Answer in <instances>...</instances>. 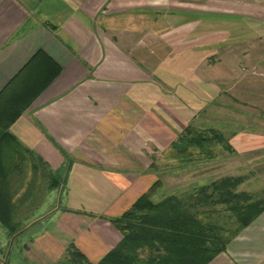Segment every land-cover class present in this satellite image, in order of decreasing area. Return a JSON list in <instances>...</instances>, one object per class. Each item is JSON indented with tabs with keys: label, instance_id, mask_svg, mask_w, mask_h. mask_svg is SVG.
Instances as JSON below:
<instances>
[{
	"label": "crops",
	"instance_id": "1",
	"mask_svg": "<svg viewBox=\"0 0 264 264\" xmlns=\"http://www.w3.org/2000/svg\"><path fill=\"white\" fill-rule=\"evenodd\" d=\"M215 2L0 0V248L12 225L53 264H97L123 239L112 218L147 192L181 194L156 196L170 147L211 101ZM229 140L264 151V135ZM209 264H264V211Z\"/></svg>",
	"mask_w": 264,
	"mask_h": 264
},
{
	"label": "rangeland",
	"instance_id": "2",
	"mask_svg": "<svg viewBox=\"0 0 264 264\" xmlns=\"http://www.w3.org/2000/svg\"><path fill=\"white\" fill-rule=\"evenodd\" d=\"M213 1L217 2L212 8L219 7L218 3L223 2L225 11H217L212 15L215 16L212 17L215 18L214 23L204 25L210 29V33H215L216 46L207 49L206 66L201 67L208 84L204 90L211 101L199 111L201 114L197 117L201 119L197 127L201 131L211 128L223 131L226 138L230 133L241 130L264 135V0ZM199 12L201 20L208 15L207 10ZM200 32L201 36L204 35L205 29ZM222 36L226 38L224 41L219 40ZM195 107L201 108L197 104ZM206 148L205 152L209 154L195 147L190 160H184L172 152L173 155L167 158L178 161L177 166L162 170L167 172L168 177L164 178L162 190L157 189L156 196L161 191H178L182 194L193 190L197 192L204 187L209 188L206 191L210 194L213 182L232 177L240 180L235 187H227L228 193H245L253 201L264 200V151L237 155L234 150L221 146ZM211 154L219 155L216 161H212L215 157H209L213 156ZM208 159L212 161L210 165L202 163ZM208 208L214 210V221L221 226L232 229L238 225L227 203L211 202ZM20 230L9 233L10 238L17 242L0 248V262L53 264L35 248L23 246L22 241L27 233ZM0 238L4 239V236ZM81 264L91 263L85 260Z\"/></svg>",
	"mask_w": 264,
	"mask_h": 264
},
{
	"label": "trees",
	"instance_id": "3",
	"mask_svg": "<svg viewBox=\"0 0 264 264\" xmlns=\"http://www.w3.org/2000/svg\"><path fill=\"white\" fill-rule=\"evenodd\" d=\"M5 134L0 130V140ZM226 137L223 131L212 128L201 131L189 126L170 149L184 160L191 159L195 147L207 154L206 147L234 150ZM239 180L232 177L217 180L210 194L207 187L197 192L171 194L161 200H154L149 192L143 194L130 210L111 219L121 228L123 239L97 264H209L226 249L232 237L264 211V200L253 201L245 193L227 192V187H235ZM54 186L50 184L51 188ZM211 202L227 203L238 225L227 229L215 222L214 210L208 208ZM9 228L15 232V227Z\"/></svg>",
	"mask_w": 264,
	"mask_h": 264
},
{
	"label": "flooded vegetation",
	"instance_id": "4",
	"mask_svg": "<svg viewBox=\"0 0 264 264\" xmlns=\"http://www.w3.org/2000/svg\"><path fill=\"white\" fill-rule=\"evenodd\" d=\"M60 263H62V264H71V263H69V262H65V261H62V262H60Z\"/></svg>",
	"mask_w": 264,
	"mask_h": 264
},
{
	"label": "water",
	"instance_id": "5",
	"mask_svg": "<svg viewBox=\"0 0 264 264\" xmlns=\"http://www.w3.org/2000/svg\"><path fill=\"white\" fill-rule=\"evenodd\" d=\"M57 264H62V263H57Z\"/></svg>",
	"mask_w": 264,
	"mask_h": 264
}]
</instances>
